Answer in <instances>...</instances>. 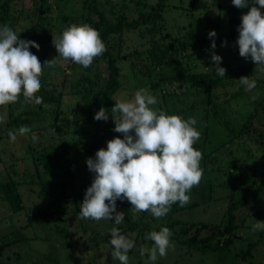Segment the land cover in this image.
<instances>
[{
	"label": "rangeland",
	"instance_id": "1",
	"mask_svg": "<svg viewBox=\"0 0 264 264\" xmlns=\"http://www.w3.org/2000/svg\"><path fill=\"white\" fill-rule=\"evenodd\" d=\"M159 1L47 0L43 4L45 10L41 11L43 14L46 13L47 17L40 19L33 14L40 0H24L22 6L24 18L19 20L14 31L20 39L39 44V50L35 48L33 51L40 61L45 51H50L51 54V58L48 57L45 60L56 59L57 62L52 69H43L46 73L45 79L41 81L42 88L36 95L41 97L42 91L54 88L56 93L64 94L60 115H55L62 117L60 121L73 122L75 114H78L75 109L77 100L73 98L72 93L77 86L84 83V81L79 83V77H86L85 81L89 84L90 80H97V75L94 73L96 69L106 76L110 68L106 59H100L97 65H94L95 61H93L88 68L79 64L70 67L62 57L58 56L52 43L53 37L60 36L62 31L72 24L81 25L90 18H99V14L89 8V4L97 3L109 21H117L116 16L122 13L132 21L139 20L142 14L148 15V12L160 10ZM163 3L164 7L157 20L142 19L137 28L127 26L116 37L115 46L111 49L119 50L122 56V61L119 63L123 84L114 98L131 100L138 89L147 88L158 100L155 108L168 115H180L184 119L194 118L193 108L199 112L201 104L207 102L209 106L220 109L219 117L214 116L216 115L214 113L210 115V127L213 128H210L209 148L213 149L217 143L228 140L230 143L222 146L208 161L200 183L187 193L190 201L183 206L185 207L183 210L173 211L171 206L167 215L161 218H155L150 212L133 213L135 218L146 219L149 222L151 230L149 229L148 233L153 230L159 231L164 227L170 221L172 211L174 218L181 221L198 222L200 226L203 222H212V225L202 230L201 235L206 236L220 227L218 224L227 209L229 196L232 199L248 198L264 181V65H256L251 57L245 59L239 55V47L236 43L238 34L234 41L219 44L212 49V53L222 57L220 67L226 69L225 77H222L215 86L207 82L197 84L186 82L181 85L175 79H171L165 82L166 91L161 87L153 88L152 77L142 72L145 70L143 65L146 62L143 57L149 54V50L163 45L172 52L174 50L172 46L178 49L181 47L185 55L181 57V62L188 72L195 71L192 77L195 78L201 74L210 76L214 62L211 60L212 55L206 50V46L212 39L208 34L214 31L213 27L216 24L220 26L219 36H225L230 32L227 9L232 4V0H163ZM251 6H253V0H249L248 7L240 9L241 17L249 11ZM255 6L259 7V5ZM261 12L264 14V8H261ZM77 16L81 17L80 23L70 19ZM217 18H219L218 21ZM35 24L39 25L38 30L32 28ZM150 29H153V32ZM201 40L203 42L200 43ZM183 43L187 45V48H183ZM193 43L198 44L195 46ZM193 51H195L194 54ZM140 52L142 59L139 56ZM137 56L140 58L137 59ZM172 57L176 59L174 55ZM169 59L170 56H167L161 63L159 62L157 72L167 73L169 76L176 73L175 69L169 65L171 64ZM132 62L136 68L138 66L137 70ZM217 75L215 74L214 77L217 78ZM245 76L256 81V87L251 91L246 90V86L239 81ZM180 90L183 95L186 93L182 101L178 98ZM94 91L91 100L98 112L102 107L104 108V104L95 101L97 92ZM57 105L58 100L36 105L25 103L24 98L19 97L15 103L0 106V115L6 113L7 117L6 121L1 123L4 131L2 133L7 136L9 131L18 130L20 126L37 128L41 125L38 116H31L33 114L29 113L21 115L26 120H22L20 124L15 122L14 118L25 110L39 111L42 114L41 118L46 115L47 123L52 111L53 113L56 111ZM183 107L187 111L178 112L177 109ZM246 122L251 130L248 133L242 130L239 137H231L227 126H234L235 128H232L240 130ZM112 123L114 129L115 123L114 121ZM86 126L90 128V132L95 131L93 124ZM74 131L80 133L81 128L74 127ZM260 132L263 134L259 135ZM88 138L86 142L95 139L91 133ZM54 139H56L55 142L46 153L38 151L33 155L29 154L27 149V140H30L28 133L25 136L17 134L14 142L9 136L0 139L2 158L0 181L13 177L19 182L18 187L25 207L22 211L12 209L4 193L0 192V264H120L111 256L110 230L113 227L120 230L123 222L116 225L115 214L111 221L97 222L80 217V204L89 186L79 187V183L90 181L91 184L95 176L89 171L86 163L91 156L80 154L78 150H74V146H70L68 148L70 153L68 152L69 155L66 158L63 142L67 140L68 145H73V139L65 136L58 138V135H54ZM33 156L41 158L36 159ZM72 175L75 176L78 185L75 188L78 196L70 194V201L67 204L65 199L59 200L60 191L54 184V180L55 178L60 180V177L69 178ZM219 176L220 179L214 178ZM211 183L214 185L211 186ZM193 203L198 205L192 206ZM60 204L63 206H59ZM117 211L122 212L119 208ZM236 215L239 225L237 234L240 237L234 242L229 240L228 243L231 245L229 248L201 252L195 248L190 249L171 236L170 241L174 246L168 249L166 256H158L154 264H264V230L253 231V225L257 221H264V196L249 205L239 207ZM182 226L184 225L177 224L174 229L180 231ZM192 230L194 232L195 229ZM170 231L172 234L177 232ZM120 232L134 241L135 246L128 253V264H153L147 253L143 257L140 254L141 246L151 248L153 241L144 238L141 242V238H137L139 236L137 231L120 230ZM257 240H260V243L255 245L253 255L248 256L246 260L243 259L242 252L243 250L247 252L248 243Z\"/></svg>",
	"mask_w": 264,
	"mask_h": 264
},
{
	"label": "clouds",
	"instance_id": "2",
	"mask_svg": "<svg viewBox=\"0 0 264 264\" xmlns=\"http://www.w3.org/2000/svg\"><path fill=\"white\" fill-rule=\"evenodd\" d=\"M232 3L243 9L248 7L249 0H232ZM261 8H264V0H253V6L242 15L237 29L239 55L245 59L251 57L256 65H264V14ZM208 35L213 38L216 33L210 31ZM52 43L58 56L84 68L91 66L94 58L106 51L99 31L87 23L66 27L60 36L53 37ZM39 47L34 41L20 39L9 26H0V106L17 102L21 94L25 103H43V98L36 95L41 88L43 67L52 68L57 61L54 58L42 64L30 51V48L39 50ZM211 47H216L214 40ZM211 60L217 74L225 77L226 69L220 67L222 57L213 53ZM239 81L248 91L256 87V81L247 76ZM157 103V98L147 88L138 89L131 100L114 103L113 130L122 133L123 138L117 136L109 140L106 149H99L95 158L87 159V167L95 176L80 204L81 219L111 221L115 214L114 223L121 224L125 213L117 211V200L130 202L134 213L150 212L155 218L166 216L177 202L181 207L189 203L187 193L203 177L202 153L193 147L201 135L194 127L197 121L193 117L184 119L180 115H168L154 107ZM6 119V113L0 115V123ZM94 119L107 121L106 109L102 107ZM29 132L31 128L26 125L18 129L20 136ZM8 136L14 142L17 132L9 131ZM32 140L35 142L38 137L33 134ZM257 230H264V221L253 225V231ZM110 235L112 258L120 264H128V253L135 246L134 241L116 227L110 230ZM171 236L168 227L147 233L145 238L154 244L151 248L141 246V256L147 253L154 264L158 256H166L168 249L174 246Z\"/></svg>",
	"mask_w": 264,
	"mask_h": 264
},
{
	"label": "trees",
	"instance_id": "3",
	"mask_svg": "<svg viewBox=\"0 0 264 264\" xmlns=\"http://www.w3.org/2000/svg\"><path fill=\"white\" fill-rule=\"evenodd\" d=\"M87 0H84L86 2ZM47 2V0H40L39 5L34 9L33 14L37 15L40 19H44L47 17V14L41 13L42 10H45L43 8V4ZM146 3V1L144 2ZM160 4V10L158 11H151L148 12V15L142 14L140 16V19L132 20L130 21L128 16L124 13L116 16L117 21H109L108 17L102 13L100 8L98 7L97 3L89 4V8L93 12H97L99 14V18L97 19H91L86 20L85 23L92 26L96 30L99 31L101 39L103 40L104 44L106 45V51L96 58H94L93 61H95L94 65H97L100 59H106L109 63V74L108 75H102L101 72L96 69L94 73L97 75V80L93 81L90 80V83L87 84L85 79L86 77H79V83L84 81V83L80 86H77L72 95H74V99H76V111L78 114H75L76 117H74L73 122L70 120L60 121L59 116L60 115V106L64 100V94L62 92L56 93L55 88L53 90H44L41 93V97L43 98V102H49L53 100H58V105L56 111H52L51 116H49V121L46 123L45 120L47 119L46 115H43L39 111H23L19 113L16 118H14L15 122L20 124L22 120H26L25 118H22L24 114H33L31 116H38L37 118L40 119V126L37 128H31V132L28 134L30 135V140H27V149L29 154H35L38 151H42L43 153H46L48 148L53 145V142H55L56 139H54V135H58L59 137H67L73 139V145H68L66 143L67 140H65L64 147V155L67 158V156L70 153V150L68 149L70 146H74V150H78L80 154H88L92 158H95L96 152L101 149L107 148V142L117 136L120 138H123L122 133H117L113 130V123H112V107L114 106V103L117 101V99L114 98V95L118 90H120V87L122 86L123 82L121 79V66L120 61H122V56L119 54V50H112L111 47L115 46V39L117 36H119L123 32V28L125 27H134L137 28L140 20H144L147 18H152L153 21L157 20V18L160 16L159 13L161 12V9L164 7L163 0L159 1ZM24 0H2V3H0V26L7 25L12 30L15 29L16 24L24 18L23 15V8ZM69 18V16H66ZM227 17L229 19L228 24L230 25V32L225 36H219V25L216 24L215 27H213L214 31L216 32V36L213 37L210 41V44L206 46V50L208 54L212 53V42L215 41L216 46L222 43L231 42L234 41L239 32L237 31L238 26L241 23V10L240 8H237L232 4L229 5L227 9ZM220 18V16H219ZM217 18V21L219 20ZM71 20H74L75 23L81 22V17H71ZM39 25L35 24L32 26V28H35L38 30ZM150 31L153 32V29H150ZM200 43L203 42V40L199 41ZM195 46H197L198 43H193ZM193 45V46H194ZM183 48H187V45L184 43L182 44ZM194 46V47H195ZM174 49L172 52H170V49H166L163 45L161 46H155L154 49H151L148 51L149 54L145 55L143 57V60H145V70H142V72L146 75H149L152 77L151 83L153 88L161 87L164 89V91L167 90V87L165 86V82L171 81V79H175L178 81L181 85L186 82H191L193 84H197L200 82H207L209 85L215 86L220 82L222 79L221 76L217 75V78L214 77L215 74H217L216 70L214 69L216 66L213 63L212 66V75L207 76L204 74L197 75L195 78L192 77V75L195 73V71L192 70V72H188L187 68H185L181 62V57H184V53L182 52V48L178 49L176 46H172ZM196 48V47H195ZM35 48H30V51L36 55V53L33 51ZM195 51H193V54ZM175 56L176 59H174L172 56ZM142 59V53L140 52L139 55ZM137 56V59L140 58ZM170 56L169 64L172 66L176 73L172 76L167 75V73L163 72H157V66L160 65L163 58ZM51 58L50 51H45L42 54L41 57V63L43 64L46 60ZM44 58V60H42ZM65 63H67L70 67H74L76 63L72 62L71 60H65L63 59ZM160 62V63H159ZM133 64V62H132ZM134 65V64H133ZM165 66V65H164ZM135 67V65H134ZM49 67L46 68L43 67V69L48 70ZM136 68V67H135ZM138 68V66H137ZM136 68V70H137ZM50 69V68H49ZM52 69V68H51ZM240 70V69H239ZM243 72V71H241ZM230 74V71H228ZM45 71L43 70V74L40 78L41 81L45 79ZM100 79V80H99ZM180 85V86H181ZM88 87V88H87ZM95 87V91L93 88ZM42 88V86H41ZM97 92V95L95 97V101H98L99 103L102 102L104 104V108L106 109L107 114L109 115V119L107 121H97L94 119L96 112V108L91 100L92 93ZM186 95V93H184ZM183 92L182 90L179 91V101L183 100ZM21 98H24L23 95H20ZM171 97V94H170ZM20 102V101H19ZM195 106V105H194ZM201 110L199 112H196V108H193L194 111V118L196 119L197 123L194 125V127L200 132V139L196 141V143L193 145L194 148L201 151L202 153V159L200 161V167L204 171H206V166L208 164V161L211 159L214 153L216 151H219L222 146H226L230 143V140L223 142V143H217V145L212 149L209 148V142H210V115L212 113L216 114L214 116L219 117L220 109L216 106H209L207 102H204L201 104ZM178 112L185 113L187 111L186 108L177 109ZM11 111V110H10ZM115 115H118L115 114ZM184 116V115H183ZM251 116V115H250ZM250 118V117H249ZM43 119V121H41ZM12 122V121H11ZM43 122V123H42ZM101 122V123H100ZM93 124L95 127L94 132H90V128L86 125ZM103 124V127H102ZM247 126V127H246ZM74 127L81 128L80 133H76L77 131H74ZM234 127V126H232ZM230 126H227L228 132L230 133L231 137H239L241 131L248 133V131L251 130V127L248 126V123H244L242 129H234ZM18 134V130H15ZM3 128L1 127L0 123V139L7 137L5 134H3ZM90 133L92 136L95 137L94 141H85L88 140ZM35 134L38 137V140L35 142L32 140V136ZM263 133L260 132L259 135H262ZM210 149V150H208ZM69 152V153H68ZM53 156V155H50ZM36 157V159H39L41 157ZM0 162H2L1 158V149H0ZM220 169V168H219ZM216 179H220L219 177H214ZM0 192L4 193L6 201L10 204L11 208L16 211H22L25 209L24 207V201L22 199V195L20 192V189L18 187L19 182L14 180L13 177H10L6 181H0ZM262 181L260 185L255 189L253 194L248 198H242V199H232L229 196V202L227 209L225 210V213L223 214V217L220 220V223L218 226H220L217 231H213L209 235H201L203 228H208L210 225H212V222H203L201 226L197 222L192 221H181L180 219L174 218L173 211L177 210L178 212L183 210L185 207H180L179 202L172 205V212L170 215V221L165 224L164 227H168L170 230H176L177 232H174L172 234V238L177 240L179 243L187 245L190 249L195 248L196 250H199L201 252H207L209 250H218L223 248H229L231 245L228 243L230 240L231 242L235 241L240 236L237 234L239 232V225L237 223V215L236 211L239 207H244L246 205H249L253 203L254 201H258V198H261L264 196V188H263ZM54 184L58 187V190L60 191L58 198L59 200H66L67 204L70 201L69 195L73 194V196H78L77 192H75V188L78 187L75 176L72 175L69 178H63L60 177V180L56 179L54 180ZM86 185L89 187L91 186L90 181H81L79 183V187L86 188ZM214 184L211 183V186ZM232 186H235L232 184ZM196 188L194 186L192 189ZM191 189V190H192ZM190 190V191H191ZM51 199V197H50ZM50 199H48L50 201ZM63 202V201H61ZM65 203V204H66ZM64 204V203H62ZM60 204L59 206H63ZM117 208L121 209L123 213H125L124 221L122 223L121 229L124 232H134L137 231L139 233V236L137 238L142 239L145 238L146 234L148 233V230L151 228L149 222L146 219H138L135 218L133 210L131 209V204L127 200H117L116 201ZM198 205L197 203H193L192 206ZM188 223V224H187ZM182 224L184 226L181 227V230L174 229L175 225ZM195 229L194 232H192ZM237 229V230H236ZM151 230V229H150ZM192 232V233H191ZM227 236L226 238H224ZM242 238V236H241ZM260 240L257 241H251L248 243V249L245 253V250H243L242 258L247 259L248 256L253 255V250L255 248V245L259 244ZM233 244V243H231Z\"/></svg>",
	"mask_w": 264,
	"mask_h": 264
}]
</instances>
